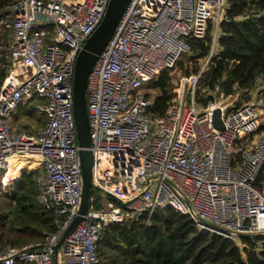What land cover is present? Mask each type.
Listing matches in <instances>:
<instances>
[{"label": "built area", "instance_id": "obj_1", "mask_svg": "<svg viewBox=\"0 0 264 264\" xmlns=\"http://www.w3.org/2000/svg\"><path fill=\"white\" fill-rule=\"evenodd\" d=\"M228 1L130 0L87 79L92 189L85 215L58 249L81 200L74 65L109 0H14L0 15V29L10 31L0 88V187L16 185L25 169L34 172L36 202L52 212L55 227L41 242L0 249V264H101L107 226L141 217L149 225L167 208L240 248L239 235L264 239V107L259 100L235 104L241 93L225 97L219 84L208 105L195 102ZM209 24L211 49L187 79L188 93L181 90L166 115L155 118L146 89ZM26 105L44 123L33 133L14 128L13 115Z\"/></svg>", "mask_w": 264, "mask_h": 264}, {"label": "trees", "instance_id": "obj_2", "mask_svg": "<svg viewBox=\"0 0 264 264\" xmlns=\"http://www.w3.org/2000/svg\"><path fill=\"white\" fill-rule=\"evenodd\" d=\"M13 1L0 0V15ZM212 40L210 24L202 39H187L190 51L177 62L185 77L198 74ZM9 44L8 30L0 37V88L10 64ZM154 81L158 93L147 96L153 99L152 115L160 119L166 115L172 98L167 91L166 72ZM218 84L225 97L241 93V99L248 102L256 89L255 96L264 99V0L228 1L218 27L216 51L195 90L196 104L208 105ZM259 133L264 134V113ZM34 175L22 172L14 195L4 196L12 205L10 210L5 212L0 202V249L38 243L44 233L55 232L52 212L43 211L36 202ZM145 218L104 229L98 247L101 264H264V239H241L240 248L232 240L198 231L189 218L169 208L155 213L149 225Z\"/></svg>", "mask_w": 264, "mask_h": 264}, {"label": "water", "instance_id": "obj_3", "mask_svg": "<svg viewBox=\"0 0 264 264\" xmlns=\"http://www.w3.org/2000/svg\"><path fill=\"white\" fill-rule=\"evenodd\" d=\"M130 0H109L105 14L99 26L89 37L83 48L77 55L72 81V111L74 117L75 131L79 148V165L81 173V200L77 217L69 225L56 249H58L68 233L85 215L88 199L92 189L90 182V168L92 155L90 148V133L86 110V87L89 73L91 72L97 57L105 49L107 43L114 34L115 28L122 17ZM213 123L218 129L222 128L220 121V111L215 110L213 113ZM239 239H258L248 235H239Z\"/></svg>", "mask_w": 264, "mask_h": 264}, {"label": "rangeland", "instance_id": "obj_4", "mask_svg": "<svg viewBox=\"0 0 264 264\" xmlns=\"http://www.w3.org/2000/svg\"><path fill=\"white\" fill-rule=\"evenodd\" d=\"M5 14V13H4ZM5 31H8L7 28H1L0 29V37H2V35L5 33ZM9 33V32H6ZM166 75L168 76V93L172 98V101H178V97L181 93V90H184V93H188V84H187V79L190 77H185L182 73V71L179 68V64H177L174 68H172L169 71H165ZM160 75V74H159ZM159 75L158 77L155 79L154 82H156L159 79ZM152 84V85H151ZM148 88L146 89V93L147 95L150 96H155L158 93V90L153 88V83H151ZM257 90L255 89L254 91H252L251 94V98L249 100H259L261 103V107H264V101L262 100L261 97H256ZM188 96L186 97V102H187ZM228 100H231V98H229ZM171 101V102H172ZM243 102H245V100H237L235 102V104L239 105L242 104ZM28 106H24L21 109H19L15 116L13 115V124H14V128L15 129H21V131H25L26 133H33V131L35 132L36 130L40 129L43 127L44 123L43 120L33 111H28ZM26 173L30 172L28 170L25 169ZM16 189V185L11 186L10 188H4V190L2 189V187H0V202L1 204L4 206L3 209L5 210V212L7 210H10L12 208V205L9 204V202L7 201V199L4 197L5 195H14ZM9 204V205H8ZM237 246H240V244H237Z\"/></svg>", "mask_w": 264, "mask_h": 264}, {"label": "crops", "instance_id": "obj_5", "mask_svg": "<svg viewBox=\"0 0 264 264\" xmlns=\"http://www.w3.org/2000/svg\"><path fill=\"white\" fill-rule=\"evenodd\" d=\"M27 106V105H26ZM28 108L29 109H31L29 106H28ZM21 109V108H20ZM14 116H15V114H14ZM14 123V122H13ZM19 130V129H18ZM19 131H21V129L19 130ZM21 132H23V131H21ZM25 132V131H24ZM34 132V131H33ZM26 133V132H25ZM29 133V132H28Z\"/></svg>", "mask_w": 264, "mask_h": 264}]
</instances>
